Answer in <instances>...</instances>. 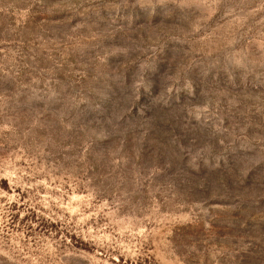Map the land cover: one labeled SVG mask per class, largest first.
Returning <instances> with one entry per match:
<instances>
[{
  "label": "rangeland",
  "instance_id": "obj_1",
  "mask_svg": "<svg viewBox=\"0 0 264 264\" xmlns=\"http://www.w3.org/2000/svg\"><path fill=\"white\" fill-rule=\"evenodd\" d=\"M0 264H264V0H0Z\"/></svg>",
  "mask_w": 264,
  "mask_h": 264
}]
</instances>
